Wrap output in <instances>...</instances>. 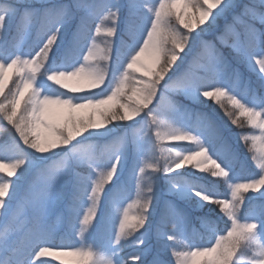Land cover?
Wrapping results in <instances>:
<instances>
[{"label":"snow or ice","instance_id":"6c2138e0","mask_svg":"<svg viewBox=\"0 0 264 264\" xmlns=\"http://www.w3.org/2000/svg\"><path fill=\"white\" fill-rule=\"evenodd\" d=\"M0 130V264H264V0H0Z\"/></svg>","mask_w":264,"mask_h":264},{"label":"rangeland","instance_id":"374dc122","mask_svg":"<svg viewBox=\"0 0 264 264\" xmlns=\"http://www.w3.org/2000/svg\"><path fill=\"white\" fill-rule=\"evenodd\" d=\"M33 36V34H31L30 36H24L22 38H18L16 41V47L23 49L24 51H30V48L28 46V43L31 39V37ZM205 39H211V36L206 35L204 37ZM97 42L98 44L102 47L103 46V37H98L97 38ZM224 51V50H223ZM191 59V58H189ZM240 71L243 72L245 74L246 77H250L245 70H243L242 68H240ZM182 72H186L188 75H199L200 74V70L199 67L196 63H192V65L190 67L186 66L184 69H182ZM253 75V74H252ZM251 79L255 80V76H251ZM180 97H184L178 93L175 92H171L168 94L166 100H165V107L167 105V100L168 99H172V100H178L181 103H184L188 108L190 109H194L196 111H199L197 108H195L194 106H192V104H190V102L187 101H192L187 97H184V100H179L177 98ZM178 127V126H177ZM247 134V132H245ZM260 130L259 129H254L251 133H248V135H256L259 136ZM257 146L256 149L254 150V153H250V154H259V149H260V142L257 141ZM163 148L165 149H169L170 151H164L163 156L161 157V160L164 162L165 158H171V159H175V153L176 151H181L182 149L179 147H176L175 145L180 144V142H172V141H162L161 142ZM184 144H186L188 147H192L194 148L195 145L191 144V142H184ZM0 155L5 156L7 158H11L14 153L10 150V144L8 143L7 139H5L3 137V132H1L0 130ZM158 155H159V150H158ZM160 160V162H161ZM163 162H161V164H163ZM187 168V166H186ZM241 175H247V173H242ZM37 179V184L41 183L40 178H36ZM186 179V178H185ZM136 199V193H135V187H134V183L130 184L128 186V188L124 191V193L122 194L121 198H120V202H118L116 205H114V212L117 215L122 214L123 212V208L127 207L128 204H133L132 208L129 209V213L130 215H133L136 213L137 209H136V205L133 203V201H135ZM15 209L16 211L21 215L24 216L26 213H31V208L30 207H26L23 203L18 202L15 205ZM4 227V224L2 221H0V230H2ZM190 232L192 233V238L193 241L196 243H206L207 239L210 235H204L203 232L195 225L193 224ZM64 239L67 242H75V240H78L79 237H72L68 234V232L66 230L63 229H58V237L53 241L55 243H60L61 239ZM91 243V241H89ZM187 243V242H185ZM183 247V245H181L179 242H177V248L181 249ZM129 251H131V249H129ZM42 260H46L49 261L50 264H61V262H67V264H71V261L74 259L73 257H68V256H55V255H48L45 257H41ZM174 261V258H173Z\"/></svg>","mask_w":264,"mask_h":264},{"label":"trees","instance_id":"16d2710c","mask_svg":"<svg viewBox=\"0 0 264 264\" xmlns=\"http://www.w3.org/2000/svg\"><path fill=\"white\" fill-rule=\"evenodd\" d=\"M34 40H35V35H34ZM34 44H35V42H34ZM224 51H225V53L227 54V49H223ZM241 68L243 69V70H245V72L251 77V76H253L252 75V73L248 70V69H246L245 67H243V66H241ZM9 86H11V85H9ZM184 97H180V98H177V99H179V100H184L183 99ZM187 102H190V104H192V106H194L195 108H197L199 111H202V110H205V109H203L200 105H198L197 103H195L194 101H187ZM224 103H225V106H226V108L228 109V110H232L231 109V105L227 102V100H225L224 101ZM214 115H215V117L219 120V121H221L222 122V124H223V126L225 127V129L227 130L228 128H232L234 131H244V132H247V134L248 133H251L253 130H254V128H251V126H249V125H247V124H245V127L243 128V129H239V128H236L235 126H232V125H230V123L228 122V120H227V118L224 116V112H223V110H219V109H217L215 112H214ZM241 120H243V118H241ZM6 123V122H5ZM10 127V126H9ZM1 132H3L2 130H1ZM3 137L6 139V134L3 132ZM180 144H184V142H180ZM248 147L249 148H251V142H249L248 143ZM256 148H251V153H254V150H255ZM161 162H163L162 160H161ZM188 170V168H185L184 170H182V171H187ZM0 175H3V174H0ZM173 175H175V173H173ZM186 179L188 178V177H185ZM14 179V178H13ZM202 183V182H201ZM204 231H206V232H209V230L206 228V227H204V226H202V225H199Z\"/></svg>","mask_w":264,"mask_h":264}]
</instances>
